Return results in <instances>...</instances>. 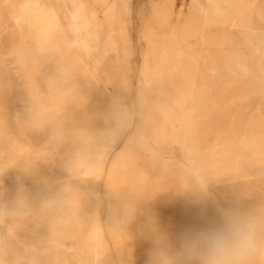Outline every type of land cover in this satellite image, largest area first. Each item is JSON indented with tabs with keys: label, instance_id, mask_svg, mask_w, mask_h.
<instances>
[{
	"label": "rangeland",
	"instance_id": "374dc122",
	"mask_svg": "<svg viewBox=\"0 0 264 264\" xmlns=\"http://www.w3.org/2000/svg\"><path fill=\"white\" fill-rule=\"evenodd\" d=\"M0 154V264H264V0H0Z\"/></svg>",
	"mask_w": 264,
	"mask_h": 264
},
{
	"label": "clouds",
	"instance_id": "9594fccd",
	"mask_svg": "<svg viewBox=\"0 0 264 264\" xmlns=\"http://www.w3.org/2000/svg\"><path fill=\"white\" fill-rule=\"evenodd\" d=\"M196 243L207 253V264H226L232 254L249 250L252 240L243 226H234L225 233L203 237Z\"/></svg>",
	"mask_w": 264,
	"mask_h": 264
},
{
	"label": "bare ground",
	"instance_id": "6f19581e",
	"mask_svg": "<svg viewBox=\"0 0 264 264\" xmlns=\"http://www.w3.org/2000/svg\"><path fill=\"white\" fill-rule=\"evenodd\" d=\"M209 1V0H208ZM208 12H206V17L204 18V21H203V25H202V31H204L207 27H208V25H209V18H208ZM205 37H204V35L202 36V38H201V45L202 46H204L205 45ZM18 55V54H17ZM197 86H198V80L196 79V80H192L191 82H190V85H189V87H188V94H187V96L185 97V99H186V101H191V103H194L195 102V93H196V90H197ZM104 94H106V95H117V93L116 92H112V91H110V90H108L107 88H104ZM32 103V102H31ZM118 103V102H117ZM33 104V103H32ZM119 107L120 108H123L121 105H119ZM5 138V137H4ZM112 139V138H111ZM113 140V139H112ZM193 140V139H192ZM186 142V141H185ZM253 143V142H252ZM2 144V143H1ZM109 144V143H108ZM8 145V144H7ZM192 145V144H191ZM12 147V146H11ZM184 149V148H183ZM214 149V148H213ZM108 150V149H107ZM258 150H260V149H258ZM15 151V150H14ZM197 152V151H196ZM9 154V153H8ZM190 154V153H189ZM262 154V153H261ZM1 155V154H0ZM21 156V155H20ZM258 156V155H257ZM262 156V155H261ZM10 157V156H9ZM15 157V156H14ZM19 158H21V157H19ZM23 158V157H22ZM26 159V158H25ZM8 160V159H7ZM24 160V159H23ZM31 160V159H30ZM187 160V159H186ZM185 160V161H186ZM193 160V159H192ZM259 160V159H258ZM21 161V160H20ZM34 161V160H33ZM30 162V161H29ZM36 162V161H35ZM191 162V161H190ZM25 163H26V161H25ZM251 165H252V163H251ZM28 166V165H27ZM31 166H34V165H31ZM189 166V165H188ZM34 167H36V165L34 166ZM258 167V166H257ZM262 168V167H261ZM17 169V168H16ZM15 169V170H16ZM73 169V166L71 167V170ZM264 169V168H263ZM25 170V169H24ZM43 170V169H42ZM49 170V169H48ZM190 171V170H189ZM9 172H10V170H9ZM32 172V171H31ZM41 172V171H40ZM20 173H21V171H20ZM25 173V172H24ZM71 173V172H70ZM23 175V174H22ZM38 176V175H37ZM199 176V175H198ZM2 178V177H1ZM199 178V177H198ZM42 179V178H41ZM32 180V179H31ZM47 180V179H46ZM12 181V180H11ZM16 181V180H15ZM30 181V180H29ZM35 181V180H34ZM17 182H19V181H17ZM220 182V181H219ZM23 183V182H22ZM40 183V182H39ZM48 183V182H47ZM55 183V182H54ZM226 183V182H225ZM3 184V183H2ZM20 184V183H19ZM18 184V185H19ZM199 184V183H198ZM222 184V183H221ZM4 185V184H3ZM6 185V184H5ZM31 185V184H30ZM33 185H35V184H33ZM209 185V184H208ZM32 186V185H31ZM41 186H44V185H41ZM4 187V186H3ZM25 187V186H24ZM198 187V186H197ZM12 188V187H11ZM15 189V188H14ZM19 189V188H18ZM21 189V188H20ZM36 189V188H35ZM209 189V188H208ZM22 190V189H21ZM31 190V189H30ZM52 190H53V188H52ZM12 192V191H11ZM16 192V191H15ZM198 192V191H197ZM34 193V192H33ZM36 193V192H35ZM54 194V193H53ZM8 195V194H7ZM29 195V194H28ZM1 196V195H0ZM4 196H6V195H4ZM32 196V195H31ZM43 196V195H42ZM62 196V195H61ZM12 197V196H11ZM44 197V196H43ZM63 197V196H62ZM4 198V197H3ZM63 198H65V197H63ZM71 200V199H70ZM2 201V200H1ZM7 201V200H6ZM200 201V200H199ZM2 203V202H1ZM3 203H5V201L3 202ZM11 203V202H10ZM73 203V202H72ZM201 203H202V201H201ZM43 205V204H42ZM2 206V205H1ZM5 208H7V207H5ZM8 210V209H7ZM44 210V209H43ZM47 211V210H46ZM4 222V218H1L0 219V223H3ZM97 224V223H96ZM5 225V224H4ZM7 226V225H6ZM5 226V227H6ZM97 226V225H96ZM9 228V227H8ZM224 229V228H223ZM7 231V230H6ZM1 234V233H0ZM2 235V234H1ZM4 235V234H3ZM6 235V234H5ZM4 235V236H5ZM2 238V237H1ZM184 238V237H183ZM182 238V239H183ZM8 241V240H7ZM4 242V241H3ZM2 245V244H1ZM4 246V245H3ZM1 249V248H0ZM7 249V248H6ZM4 254V253H3ZM2 257V256H1ZM1 262V261H0ZM3 262V261H2ZM5 263V262H4Z\"/></svg>",
	"mask_w": 264,
	"mask_h": 264
}]
</instances>
